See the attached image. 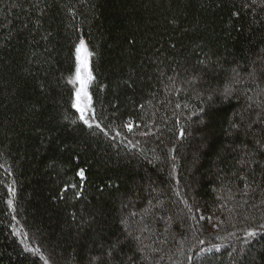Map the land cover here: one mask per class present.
<instances>
[{
  "label": "trees",
  "instance_id": "1",
  "mask_svg": "<svg viewBox=\"0 0 264 264\" xmlns=\"http://www.w3.org/2000/svg\"><path fill=\"white\" fill-rule=\"evenodd\" d=\"M0 165V264H264V0H0Z\"/></svg>",
  "mask_w": 264,
  "mask_h": 264
},
{
  "label": "snow or ice",
  "instance_id": "2",
  "mask_svg": "<svg viewBox=\"0 0 264 264\" xmlns=\"http://www.w3.org/2000/svg\"><path fill=\"white\" fill-rule=\"evenodd\" d=\"M92 56H93V53L89 51V48H88V45L85 39L80 38L79 43L76 44L75 46V72L73 76L68 80V83L72 84L75 87V93H74L75 99L72 103V107L76 110L77 113H79V116H78L79 121L82 122L84 125H86L89 129H92L93 127H95L96 129H100L101 131H104V129L101 128V125L99 123H95V124L92 123V121L96 119L95 114L92 109V97L88 91L89 85L95 79L91 65H90V60ZM201 63H203V61H201ZM73 123H75V121H73ZM125 127H127L128 131L130 132L132 131L133 126L130 123L126 124ZM105 135H107V133H105ZM116 135L118 136L120 135V133L117 132ZM180 135L181 137H183L184 135L183 129L180 130ZM0 167H2V165H0ZM77 175L80 176L81 178H84L85 176L84 170L83 169L79 170ZM72 187H76V186L73 185ZM245 187L247 188L248 186L245 185ZM9 193L11 196H15V190L11 186H9ZM76 195L77 197H79L81 193L77 192ZM7 203L9 207L13 206L12 199H9ZM185 205L188 206L187 201H185ZM191 210L192 209L189 207V211ZM131 215L135 216L136 213H132ZM203 218L204 217L201 216V219ZM73 219H75L74 213H73ZM121 223L127 224L126 221H122ZM146 230H147L146 228L141 229V231H146ZM250 235H255V233H250ZM140 239L141 238L139 236L134 235V233L128 230V228L126 227L125 233H124V240L115 241L109 248L107 255L110 258L114 259L113 252H118L122 244H124L126 241H129V240L139 242ZM25 247H26V250L39 252V249H28L27 245ZM137 250H140V249H137ZM41 259H45V258L41 256ZM45 264H48L46 259H45Z\"/></svg>",
  "mask_w": 264,
  "mask_h": 264
},
{
  "label": "rangeland",
  "instance_id": "3",
  "mask_svg": "<svg viewBox=\"0 0 264 264\" xmlns=\"http://www.w3.org/2000/svg\"><path fill=\"white\" fill-rule=\"evenodd\" d=\"M74 89H75V87H74ZM142 246H145V245L143 244Z\"/></svg>",
  "mask_w": 264,
  "mask_h": 264
}]
</instances>
